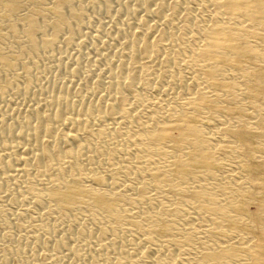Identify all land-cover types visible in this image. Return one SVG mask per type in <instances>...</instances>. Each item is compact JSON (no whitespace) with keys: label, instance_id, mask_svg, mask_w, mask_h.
<instances>
[{"label":"bare ground","instance_id":"bare-ground-1","mask_svg":"<svg viewBox=\"0 0 264 264\" xmlns=\"http://www.w3.org/2000/svg\"><path fill=\"white\" fill-rule=\"evenodd\" d=\"M17 2L0 0L1 19L10 20L19 9ZM41 2L47 7L18 19L17 25L8 24V35L23 38L24 54H36L50 52L66 33L62 37L65 46L77 53L85 47V57L73 61L72 68L56 64L49 74L37 73L11 94L7 93L9 83L0 78V182H15L36 203L38 197L45 200L75 228L68 232L63 225L59 237L34 241L23 254L49 246L64 251L67 264H135L136 260L180 264L171 249L142 243L140 228L151 214L137 219L133 210L151 200L150 195L142 196L143 190H155L158 183L175 190L185 183L212 178L215 159L196 128L197 120L188 113L196 107L232 121L235 128L228 133L243 154L263 151L264 119L245 126L231 106L205 100L195 86L199 81L211 92L233 97L236 80L247 79L249 71L255 81L245 89L243 99L248 105L264 103V60L257 59L258 51L264 52V0H134L129 6L115 4V11L102 25L108 27L107 33L102 28L88 29L85 21L88 12L108 13L105 0L98 1L102 9L97 11L93 4L77 10L68 0ZM181 10L182 16L178 15ZM166 11L175 22L165 19ZM202 13L207 17H197ZM239 18L249 24L242 25ZM155 39L161 42V50L155 49ZM254 42L259 50L252 49ZM18 55L13 63L0 55V72L13 70L17 62L19 74L26 76L30 69L41 66L42 60L36 56L22 61ZM199 61L208 69L200 70ZM176 63L192 71L167 72L174 93L161 97L141 94L143 88L159 90L164 78L160 66ZM83 67L85 73H81ZM210 69L219 70L221 76L213 78ZM143 71L156 74L150 86L141 78ZM6 95L10 98L4 100ZM179 154L181 159H172ZM157 166L165 168L173 182L150 170ZM242 172L249 187L231 208L233 214L219 221L226 231L219 237L230 244L198 252L196 260L202 264H227L244 255L248 256L244 264H264V198L256 196L264 193V162L248 163ZM114 176L126 183L114 184ZM96 186L140 196L129 200V214H121L130 218L125 227L114 224L109 213L116 212V207L112 199L95 193ZM198 196L194 191L187 197L195 202V210L208 217L215 215V203L202 205ZM246 204L252 206L251 211ZM93 211L98 214H91ZM184 219L192 224L197 214Z\"/></svg>","mask_w":264,"mask_h":264},{"label":"rangeland","instance_id":"rangeland-1","mask_svg":"<svg viewBox=\"0 0 264 264\" xmlns=\"http://www.w3.org/2000/svg\"><path fill=\"white\" fill-rule=\"evenodd\" d=\"M17 1L19 9L15 12V14L13 13L12 17V14L10 15V20L8 18L9 23L0 17V55L6 60L9 59L8 62L10 63L15 62L14 59L17 58V54H19L18 57L20 60L22 58V61L25 60L26 56H36L42 60L41 66L44 65V67L41 68L40 66L39 69H30L26 76L19 74V67L16 65L17 62L15 63L13 70H2L0 72V78L7 81L10 85H8V94H11V90L13 88H21L22 85H24L25 79L28 80L29 78V80H32L38 74H49L50 70H52L56 64L64 67L66 66V68H72L73 61L78 58L83 59L85 57L83 51L86 50L84 47L77 53L70 48L68 49L62 41V37L64 38L66 33H62L59 37V42L52 47L50 52L45 53L37 51L38 53L35 54V52L29 53L28 51V53L24 54L23 52H26L27 50L23 38L20 37L18 39H14L9 36L8 34L10 33L7 26L8 24H11V22L12 24L17 25L19 22L18 19L20 20L29 14H38L39 11L41 13L47 5H45L44 2H41V0H33L30 2L24 0ZM68 1L72 3L73 9L76 8L77 10L82 6L86 7L89 4H93L91 7L94 11L102 9V4L98 2L99 0ZM105 1L109 5L108 13H99V15L88 12L86 14L85 21L88 29L93 30L96 27L102 28V31L104 30L107 33L109 31L108 27H102V25L107 22L109 19L108 17L115 11V4L129 6L132 2H134V0ZM185 6L186 5H183V7ZM183 14L184 11L181 10L178 15L182 16ZM206 15L207 13H202L199 14V16L197 15V17L204 19L207 17ZM164 16L169 23L175 22L176 20V18L170 16L169 11L164 12ZM47 19H49V22L50 20L52 21L50 16H46V20ZM237 21L241 22L242 25L249 24L247 20L242 18L237 19ZM79 28L81 29V26L76 29L75 35H73L74 42H77L76 38L78 37L77 34H79ZM154 41H156L154 43L155 49L161 50V42L156 39ZM252 41L253 40H251V42ZM251 44L254 46L252 49L259 50L257 43L254 42ZM23 47H25V50ZM257 59L258 61L264 60L263 51H258ZM197 65L200 70L208 69L207 65L203 62H197ZM159 69V71L164 72L162 86L155 92L148 91L146 88L145 90H143L144 88L141 89L140 91L143 96L161 97L163 93H174L176 89L175 86L170 84L167 80V72H169L170 75L172 73L188 74L192 71L191 67L182 66L178 63L169 67L166 65L160 66ZM81 73H85V67L81 69ZM247 73V79L236 80L237 85L236 90L233 92V97L220 94L218 92H211V90L205 88L201 83H199V81H197L195 89L203 94L205 100H209L216 105L226 103L231 106L232 109L235 110L240 117H242L241 119L243 124H245V126H249L250 123H255L258 120L264 119V103H262L261 106H257L248 105L244 101L242 95L243 92L249 85L254 84L251 82L255 81L253 80L254 78L252 74L249 73V71ZM211 76L213 78H219L221 76V72L217 69L211 70ZM154 77H156V74L150 75V73L147 74L145 71L141 72V78L142 80H145L148 86L151 85ZM8 97L9 95H6L4 100L10 98ZM188 113L197 120L196 128L201 133V137L203 138L205 145L212 152V156L215 159L216 165L211 173L212 178L185 183L184 185L177 187L175 190L170 188L171 185L167 187V184L164 183H158V187L155 190L144 189L142 196L150 195L151 200L147 201L146 204L139 203L135 205V207L133 206V213L137 214L135 216L137 219H142L147 214H151L147 215L151 216L148 223H145L140 228V238L142 243L152 242L159 246H164L167 249H171L174 255L173 257L179 260L180 264H202L196 260L198 252L202 250L216 249L230 244V240H224L219 237L226 235V231L219 221L223 216L233 214L231 212V208L239 204L241 194H243V191L249 187V182L243 175L242 168L248 163H254L257 161L264 162V149L262 152H253L247 155L243 154L242 149L237 146L236 142L231 136H229L228 133L229 129L235 128V124L230 120H225L221 113H210L202 107H196L193 111H189ZM260 145L264 148V142H261ZM0 154H2L1 151ZM172 159H181L180 154ZM150 168V170L154 173L160 176L162 175L163 178L168 180V182H173L174 177L167 176L165 168L158 166ZM113 183H122L124 185L126 180L122 179L121 176H114ZM18 187H20L19 191L17 189ZM22 189L24 190V188L17 186V184L13 181L6 180L0 182V264H58L57 262H59V264H67L69 260L62 257L65 252L55 250L51 247L48 248L49 246L41 248L39 250L40 252L34 251L30 254H23V250L34 241H44L46 238L50 237V235L51 237H59L61 233L60 227L63 225H67L66 231L72 232L75 225L66 224L65 218L60 215H56V211L50 207L45 200L38 197V201L36 203V201L34 202L29 198H26L22 193ZM94 191L98 195L112 199L111 201L116 207V212L109 214H113L111 217L114 218V224L116 223L117 226L125 227L130 221V218L121 214H129L128 211H130L131 207L129 200L134 198V196L131 195V192L112 190L108 187L102 186H96ZM194 191L198 193L199 196L197 201L202 205L207 204L209 201H213L215 203L216 207H218L217 211L214 213L215 215L208 217L204 215L206 213H199L195 210V202L193 203L187 199L188 195ZM111 194H115V196H112ZM256 196L264 198V193L258 192ZM135 198L139 200L140 196ZM245 208L251 211L252 206L246 204ZM91 214L98 213L93 211ZM192 214H197V219H195L191 224L186 221L184 217L186 218L192 216ZM89 236L90 235H86V237ZM239 238L240 240L243 239L242 236H239ZM246 239L249 242L251 241L250 238ZM198 240H203L207 243L202 245L198 242ZM58 254L60 255L57 259ZM247 258L248 256L244 255L227 264H244L247 261ZM142 262L140 260H136L135 264H143Z\"/></svg>","mask_w":264,"mask_h":264}]
</instances>
